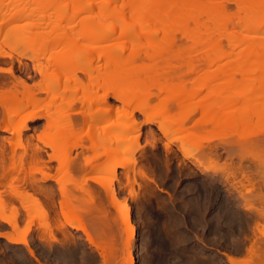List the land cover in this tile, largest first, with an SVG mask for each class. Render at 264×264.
<instances>
[{
	"label": "rangeland",
	"instance_id": "rangeland-1",
	"mask_svg": "<svg viewBox=\"0 0 264 264\" xmlns=\"http://www.w3.org/2000/svg\"><path fill=\"white\" fill-rule=\"evenodd\" d=\"M91 3L92 0H0V11L6 13L0 19L3 24L0 31L6 36L11 28L33 22L38 27L29 29V39L36 40L35 45L36 42L53 43L62 37L61 32L50 36L47 33L58 24L63 23V32L73 27L76 33L85 29L86 23L81 20L89 16L86 8ZM229 6L234 10V5ZM20 11L31 18L2 21ZM74 14L79 15L80 21L71 24ZM62 15L66 16L65 22H59ZM258 32L257 35L262 36L258 40L264 41V27ZM252 34L246 32L232 39L242 45L233 46L225 39L220 47L205 44L203 48L207 53L202 57L172 60L171 65L181 73V78L161 79L150 87L155 96L147 100V105L143 103L148 112H141L145 109L142 101L146 99L128 105L117 101L110 92L106 103L102 102L107 89L97 86L85 90L90 84L89 78L78 71L72 73L70 68L62 65L63 62L73 63L75 57L53 45L48 52L41 50V61L46 64L48 59L51 60L49 76L47 73L48 77L44 78L34 70L31 59H21L27 70H20L19 58L13 53L11 66L16 75L25 80L30 89L42 84L40 89L46 92H39L38 98L46 99L35 107L25 108L22 113L21 110L12 121L0 107V129L4 128L5 121L9 126H17L23 115L37 111L42 114V118L30 122L23 133L24 149L16 148L14 160H5L0 168V175L9 176L8 180L0 181V212L10 221L9 224L0 220V233L25 238L33 255L24 245L11 244L0 238V264H128L125 259L129 254L134 255V264H229L224 253L244 259L243 264H264V245L259 257L248 251L256 235L263 238L256 228L264 225V47L249 48L247 43L255 33ZM2 36L0 47L10 53V44ZM84 48L80 57L92 58L96 54L93 46L85 44ZM145 64L152 63L147 61ZM9 66V59L1 60L0 67L8 69ZM5 78L11 84L12 78L9 80L6 74L0 75V83ZM5 89L1 87L0 91ZM53 97L55 101L51 104ZM138 104L143 108L140 109ZM123 108L129 115L133 111V116L127 114L128 118L119 119L115 126L103 132L101 125L111 118L116 119V114ZM104 109H107L106 116L92 123L93 134L83 137L85 126L87 129L89 125L85 124L86 116L101 115ZM81 111L84 115L79 114ZM62 112L70 114L72 126L63 123L56 126L48 121L50 114ZM153 113H158V121L177 128H180L179 124L176 125L171 117L190 119L189 129L173 134L182 133L179 138L187 137V153L179 150L181 145L176 142L166 150L167 137L161 133L158 124L146 121ZM58 128L73 133L67 139L59 138L67 141H63L64 147L71 151L67 161L69 166L66 171L56 172L57 163L52 162L50 169L44 171L59 178L67 194L59 192L54 181L31 184L32 177L37 182L42 178L43 166L32 162L30 140L37 142V136L59 140L55 136ZM90 131L88 129V134ZM123 131L125 134L118 139L116 136ZM192 132L197 134L195 139L200 137L199 140L190 135ZM250 136L251 140H242ZM99 138L103 139L101 145L87 150L92 149L87 145ZM10 140L16 142L15 134L0 130V143ZM38 145L42 146L39 142ZM9 148L6 157L11 154ZM43 155L46 160V154ZM90 156L93 160L82 170L73 167L90 160ZM123 161H134L135 165L118 166L115 172L107 168L110 163ZM220 170L237 172V178L230 177L231 182L225 181L221 175L227 173L224 171L220 175L217 172ZM244 175L255 177L254 187L243 178ZM85 178L96 179L86 181ZM108 187L113 189L117 203L121 202L119 204L129 211V223L135 226L132 242L127 238L129 229L125 230L126 210L123 211L122 206L111 207ZM83 188H87L88 194ZM247 189L253 191L248 193ZM246 204L253 209L246 210ZM83 227L99 245V250L88 243L84 231L80 230ZM127 243L131 244L130 248Z\"/></svg>",
	"mask_w": 264,
	"mask_h": 264
},
{
	"label": "bare ground",
	"instance_id": "bare-ground-1",
	"mask_svg": "<svg viewBox=\"0 0 264 264\" xmlns=\"http://www.w3.org/2000/svg\"><path fill=\"white\" fill-rule=\"evenodd\" d=\"M230 4L234 5V10L230 9ZM86 9L89 16L86 17V19H83V21L81 20L82 23L84 22L83 24L86 23V27L80 33H76L74 27L71 30L63 32L61 29V25L63 23L58 24L53 28H48L50 30L49 32L47 31L49 36L58 32H61L62 34V37L53 43L47 42L40 44L39 42H36L35 45L33 42L36 40L29 39L28 37L29 34L31 35V33H29L31 32L29 29L31 28V30H34L33 27L38 26L37 24L33 25V22L31 24L30 21V23L17 25L11 28L8 33H6V31L5 35L7 37L3 35V31H0V35H3L2 38L10 44L9 49L11 51H9L10 53H7L0 47V62L1 60L4 62V60L9 59L10 66L13 65L14 55L12 54L16 53L17 55H15L19 58L17 62L20 70H27V66L25 65L26 63H23L21 59H31L34 61V70L41 76V78L48 77V70L51 65V60L49 61L48 59V62L45 64L41 61V57L43 52L45 50L48 52L50 45H53L54 47L59 48L62 51H66L67 54L69 53L72 57L76 58H74L75 61L73 63L68 64V62H63L62 65L64 68H70V72L72 73L78 71L89 78L90 84L87 88L85 87V90L95 88L97 86L107 89V92L103 94L101 99L102 102L106 103L109 98V93L111 92L117 101L128 105L132 104L134 101L146 99V101H142L141 104L146 109V102H148L147 100H149L154 95V93L152 94V92H150L151 86L155 85L161 79H172L174 77L181 78V73L177 72L174 66L171 65L172 60H185L186 58L193 59L202 57L204 53H207L203 48L205 44H209L213 47H220L224 42L223 40L225 39L228 40V42L233 46L240 44L242 45L243 43L234 42L232 39L236 35H244L246 32L250 35L252 32L253 34L255 33L252 38L250 37L251 41H248V43L246 42L249 45V48L256 45L264 47V41L258 40V37L262 38V36L257 35V32L264 27V0H229V2H218L217 0H92V3ZM5 14L0 11V19H2ZM64 17L66 16L62 15L60 16V19L63 20ZM15 18L25 20L28 18V15H24L23 12L20 11V13L16 12L15 14H10L9 18L7 17L2 21L7 23ZM30 18L31 17L29 16L28 19ZM61 20L59 22H65V19L63 21ZM70 21L71 24L74 22H79V15L74 14ZM0 26L3 30V24H0ZM39 27L41 28L40 25ZM37 30L40 29L37 28ZM42 34H45V32ZM25 36L26 38L28 37V39H25ZM37 44H39L40 48ZM85 44L94 47L93 49L96 51V54L92 56V58L80 57L82 53L85 52ZM8 45L6 44L7 47ZM34 45L39 49H35ZM41 50L44 51L42 52ZM147 61H151L152 64H145ZM163 64H168V66L166 67ZM1 74H6L9 77V80L12 78L11 84L10 82H6V78L4 82L0 83L2 84L0 85L2 90L6 87V91H0L2 92L1 95L4 97L3 98L0 95L2 97L0 98V107H3L2 109L4 111L6 110L4 113L6 114L7 112L6 117L9 121H12L13 117L21 110L22 113L25 108L27 109L31 106L33 107L34 105L37 106L41 104L42 101H45L46 98H43V100L42 98H38L40 97L38 95L39 92H46L40 89V85L42 84L39 82L38 83L40 85L35 86L36 84H33L35 87L30 89L27 82L16 75L12 66L8 69L0 67V75ZM3 86L5 87L3 88ZM41 87L42 89H45L44 86ZM48 94H50V92L47 93V96ZM20 97H22L23 100ZM12 99H18V101L13 102ZM53 99L50 101L51 104L53 101H55V97H53ZM140 103L141 101L139 104ZM143 103H146V105L144 106ZM141 105H139L140 109L143 108L140 107ZM14 106L17 107L13 109ZM139 108L137 109L139 112L141 110V112H148L147 109L145 110L143 108L140 110ZM125 109L126 108H123L118 114H116V119L111 118L106 121L104 125H101L103 132L115 126L119 122V119L127 116H133V111H130L131 115H129V111ZM106 112L107 109H104V113L101 115L94 113V115L89 114L90 117L86 116L87 120L85 121V124L87 122L89 125L87 126V129L85 126L84 133L86 134H83V137H87V135L91 136V134H93L91 132H94L93 129H95V127L94 125L92 126V123H97L100 118L105 117ZM66 113L67 112H62L59 114L57 113L56 115L55 113L54 115L50 114L48 116V121L52 124L56 123V126L57 123H63L66 126H72L69 116L70 114L68 113L67 115ZM79 114L84 115V112L81 111ZM157 114L158 113H153L152 115H149L146 121L148 123H156V125L158 124L157 127L160 129L161 133L164 135V137H167L168 141L165 143L166 150H170L171 145L176 142L179 143V146L181 145L179 150L187 153V148L189 147L187 137L184 136L179 138L178 135L180 133H178L177 136H174L173 134L176 132H182L183 129L187 130L186 128L189 129L190 127L187 125L190 122V119L182 116L171 117L173 119L172 121L176 122V125L179 124L180 128H177L174 125L171 126V124H169L170 126L166 125V122L158 121ZM22 118L23 120L17 126H9L5 121V125H3L4 128L0 129L3 133L13 132L16 138L14 141L17 142L14 143L13 140L7 141L6 143H9L10 148L7 147L8 144L6 145V143H0V168L5 160H14L16 148L18 149L21 147L24 149L22 141L23 133L28 130L29 123L38 118H42V114L40 111H37L34 114H30L28 116L23 115L21 119ZM159 120L168 121L166 119L162 120L160 118ZM58 129L59 131H57L59 133H64L62 135H58V132L56 131L55 136H58V139L62 136L66 138L69 134V136H71V134L73 136V133H70V131H64L62 128ZM88 129L91 130L89 134ZM192 133H190L191 136L194 135V132ZM124 134L125 132L123 131L121 135L119 134L116 137L119 139ZM181 135L182 133L180 136ZM196 135L197 134L195 133L193 136L194 139L196 138ZM36 138L37 142L35 143L33 142L34 139L31 138L30 140V145L33 146L32 155L30 157L34 164H40L43 166V169L41 170L42 176L40 175L42 178L39 180V182H37V180L32 177L31 180L33 181L31 184H41V182L54 181L58 185L59 192L62 194H67L62 181L59 178H53L51 173L44 171V169H50L49 166L52 162L57 163L56 172L67 170V167L69 166L67 161L70 158L68 155H70L71 151L67 149V147H64L65 144H63V141L65 142L66 140L62 141L63 138L59 140H52L51 138L42 139L39 136ZM199 138L200 137L195 140H199ZM251 138L252 136L243 138L242 140L247 141L251 140ZM38 142L41 143L42 146L38 145ZM102 142V138H99L97 142H93V144L90 142L91 146L89 143L87 147H92V149L90 148L87 150H93L94 147L96 148L98 144L101 145ZM7 148L11 149V154L8 157L5 156ZM46 149H48L50 153H48ZM130 150L132 151V149ZM94 153L96 154V149ZM94 153H92V156H94ZM43 154H46V160H44ZM190 157H192V155ZM91 159L92 158L90 156V160H87L88 162L86 161L83 164L73 165V167L77 168L78 170H82V168L91 163L93 160ZM133 165H135L134 161L113 162L110 163L107 168H112V172H115L118 166L127 168ZM199 165L200 164H198V166ZM220 171H217L220 173V175L221 173H224V171L227 173L225 175H221L224 177L223 179H225V181H230L231 178L234 180L237 178V172H227L226 170ZM8 177V175L2 174L0 175V181H6L8 180ZM243 178L252 187H254L256 181H253L255 178L253 175H244ZM89 179L95 180L96 178H85L86 181ZM231 186L233 187L234 185L231 184ZM86 189L83 188L86 194H88V190ZM246 191L250 193L253 190L247 189ZM108 193L111 197V207L114 209L120 208L122 204H119L121 202L117 203L118 199L116 198L113 189L108 187ZM239 194L240 197H243V193L241 191H239ZM64 196L66 197V195ZM60 206L62 208V204ZM124 206L125 205L122 207L124 208ZM245 209L251 211L253 207L250 204H246ZM125 210L126 213L124 223L127 225H125V228L127 227L125 230L129 229L127 234V238L129 237V240H127L132 242L134 239L135 226L133 227L132 223L130 225L128 214L129 211L124 208L123 211ZM254 210L257 209L254 208ZM123 213L124 212H122V214ZM260 213L262 214V211ZM0 220L9 222L10 224V221H8L1 212ZM11 224L13 226L16 225L15 222H11ZM262 226L264 227V225ZM262 226L259 225L256 230L259 231L260 236L264 238V229ZM70 227L74 226L71 225ZM80 230L84 231V235L86 236L88 243L99 250V245L91 237L90 233L84 227L82 229L80 228ZM0 238L6 239L7 242L11 244L24 245L26 248H28L31 255H33L25 238L11 233H0ZM257 238L258 236L256 235V239L253 241L250 250H248L249 253L253 254L254 256L259 255V253L262 251V246L264 245V242L262 241L263 238ZM128 243L127 248H130L129 246H131V244L129 245ZM127 250V252L132 253L129 251L130 249ZM251 254L249 255L251 256ZM133 256L130 254L129 256L127 255L128 259L126 258L125 261L127 260L128 262H126L128 264H134ZM223 256L226 257V261L229 264H243L244 262V259L229 255L227 253H224Z\"/></svg>",
	"mask_w": 264,
	"mask_h": 264
},
{
	"label": "crops",
	"instance_id": "crops-1",
	"mask_svg": "<svg viewBox=\"0 0 264 264\" xmlns=\"http://www.w3.org/2000/svg\"><path fill=\"white\" fill-rule=\"evenodd\" d=\"M238 258H240V257H238Z\"/></svg>",
	"mask_w": 264,
	"mask_h": 264
}]
</instances>
